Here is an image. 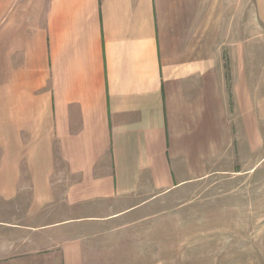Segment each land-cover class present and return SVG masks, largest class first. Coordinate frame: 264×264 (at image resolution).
I'll use <instances>...</instances> for the list:
<instances>
[{"label":"crops","instance_id":"obj_1","mask_svg":"<svg viewBox=\"0 0 264 264\" xmlns=\"http://www.w3.org/2000/svg\"><path fill=\"white\" fill-rule=\"evenodd\" d=\"M253 14L264 38V0H0V264H89L88 227L250 149Z\"/></svg>","mask_w":264,"mask_h":264},{"label":"rangeland","instance_id":"obj_2","mask_svg":"<svg viewBox=\"0 0 264 264\" xmlns=\"http://www.w3.org/2000/svg\"><path fill=\"white\" fill-rule=\"evenodd\" d=\"M252 22L251 148H220L203 178L88 227L89 264H264V38Z\"/></svg>","mask_w":264,"mask_h":264}]
</instances>
